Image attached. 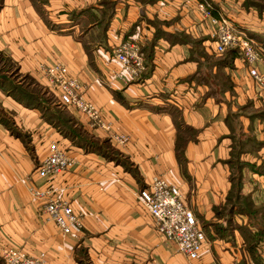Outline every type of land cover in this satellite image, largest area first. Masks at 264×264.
<instances>
[{"label":"crops","instance_id":"crops-1","mask_svg":"<svg viewBox=\"0 0 264 264\" xmlns=\"http://www.w3.org/2000/svg\"><path fill=\"white\" fill-rule=\"evenodd\" d=\"M198 2L257 43L264 73V11L245 0H0V76L14 69L29 79V91L67 108L87 145L103 148L65 137L18 101L20 88L0 82V260L12 247L41 264H264V241L248 249V215L224 209L239 195L264 205V85L240 51H215L216 28ZM125 43L140 49L146 69L115 79L114 52ZM55 63L77 78L109 131L59 102L41 69ZM52 143L76 163L43 181L35 169ZM153 176L179 189L203 228L195 257L165 241L139 203L136 190ZM31 186L55 189L81 231L63 234Z\"/></svg>","mask_w":264,"mask_h":264},{"label":"built area","instance_id":"built-area-1","mask_svg":"<svg viewBox=\"0 0 264 264\" xmlns=\"http://www.w3.org/2000/svg\"><path fill=\"white\" fill-rule=\"evenodd\" d=\"M197 6L216 28L215 51L223 53L229 48H238L247 65L249 76L259 85H264V73L257 69L262 52L257 43L236 30L226 17L215 16L211 6L206 2H198ZM114 53L120 69L110 72L112 78L123 80L127 77H138L145 71L144 55L133 43L120 44ZM41 69L57 92L62 105L76 109L88 122L96 123L106 131L111 129L110 123L104 121L99 109L83 98L81 84L76 77L69 74L65 65L55 63L42 66ZM112 138L120 145L128 142V136L123 133H114ZM75 163L63 148L52 143L48 154L36 167L35 173L41 180L49 181L71 169ZM29 191L34 198L44 202L46 213L63 234L81 231L79 217L68 201L55 195V189L50 186L44 188L31 186ZM136 197L153 218L156 231L165 241L188 257L197 255L207 237L175 185L168 183L161 176H153L147 186L136 190ZM1 256L4 264H41L39 259L12 247L4 248Z\"/></svg>","mask_w":264,"mask_h":264},{"label":"trees","instance_id":"trees-1","mask_svg":"<svg viewBox=\"0 0 264 264\" xmlns=\"http://www.w3.org/2000/svg\"><path fill=\"white\" fill-rule=\"evenodd\" d=\"M49 24V23H48ZM49 26H52V24H49ZM228 51H235L236 53L239 52V49L238 48H229L227 49ZM226 50V51H227ZM24 79H27L26 77ZM4 81L7 82L9 81V77L6 75V74H3L0 76V82ZM30 81V80H29ZM11 83V81H10ZM13 83V82H12ZM11 87H16V88H20L19 89V97H17L18 101L21 102L24 106L26 107H34V108H38L41 110L42 114H43V117L46 119L47 122L53 124L55 127L58 128V122L55 121V119L53 118L54 116H56L58 113H60V111L57 110V108L52 104V101H51V98L50 97H46L45 95L41 94V90H38V89H34L32 88L30 91L28 89H23L22 86H16V83L12 84ZM55 108V109H54ZM51 111L53 116H50V117H47L46 116V111ZM0 120L1 117H0ZM61 133L67 137V138H71V139H74V138H78V139H75L74 142L77 143V144H80L82 146H85L87 145V142L85 141V136L84 134L81 132L80 133V130H78V133L77 134H73L71 131H66V132H63L61 131ZM87 146H91L90 144L87 145ZM84 147V148H85ZM91 148H94L96 150H102L103 148L102 147H99L97 148L95 145L94 147L91 146ZM180 156V154H179ZM113 160H117V157H113ZM229 204L226 207H224L225 209V214H232L233 212H238L240 214H246L248 215V219H249V225L250 226H255L256 224H253L252 220H251V210H253L252 208H255V207H259V209H255L253 212H254V215H258L260 213V215H263L264 216V205H260V206H254L252 205V202L249 201L247 198L245 197H242L239 195V200H233L232 202L229 201ZM227 216V215H226ZM247 230H248V233L247 234V238L250 242L249 246H248V249L250 252L253 253V251L255 250V247L257 246L259 240H260V237H253V235L250 234L249 232V229L248 227H245ZM260 233V232H259ZM256 262L259 264L258 262V258H255ZM86 261L89 263V261L87 260L86 257H84L81 261H80V264H83V262ZM0 264H4V261L3 259L0 260ZM90 264V263H89Z\"/></svg>","mask_w":264,"mask_h":264},{"label":"rangeland","instance_id":"rangeland-1","mask_svg":"<svg viewBox=\"0 0 264 264\" xmlns=\"http://www.w3.org/2000/svg\"><path fill=\"white\" fill-rule=\"evenodd\" d=\"M247 4H251L254 8L258 9L259 11H264V0H245ZM208 4V3H207ZM211 6V5H210ZM212 8V7H211ZM51 23V22H50ZM145 58V57H144ZM14 69H10L8 73L9 77V83L6 85H11L10 81L16 84H19V86H22L23 89H28L27 84L30 85L29 79H24L21 74H18L15 72ZM32 89V87L30 88ZM57 110L60 111L56 116L53 118L55 121L58 122V128L60 131L66 132V131H71L73 134H77L78 130H81L79 126L76 124V119L74 116L71 114V112L67 108H62V107H57ZM46 116L50 117L53 116L51 111H46ZM81 133V131H80ZM251 210V220L253 224H256L254 229L249 230L250 234L253 235V237H260L261 241H264V216L260 215H254V210L259 209V207L252 208ZM249 220V219H248ZM203 229V228H202ZM260 232V233H259ZM249 234V233H247ZM259 240V241H260ZM83 264H89L88 262L84 261Z\"/></svg>","mask_w":264,"mask_h":264}]
</instances>
